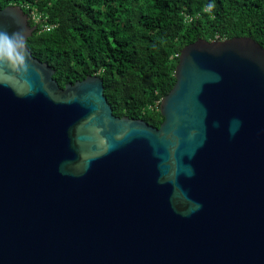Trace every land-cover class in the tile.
<instances>
[{"label":"water","instance_id":"95a60500","mask_svg":"<svg viewBox=\"0 0 264 264\" xmlns=\"http://www.w3.org/2000/svg\"><path fill=\"white\" fill-rule=\"evenodd\" d=\"M35 30L0 9V264H264V47L185 46L155 128L61 88Z\"/></svg>","mask_w":264,"mask_h":264},{"label":"trees","instance_id":"16d2710c","mask_svg":"<svg viewBox=\"0 0 264 264\" xmlns=\"http://www.w3.org/2000/svg\"><path fill=\"white\" fill-rule=\"evenodd\" d=\"M33 2L0 0V9L18 5L29 15L24 5ZM38 7L55 27L37 28L27 46L59 86L97 75L116 117L155 128L176 82L174 56L185 46L251 37L264 47V0H44Z\"/></svg>","mask_w":264,"mask_h":264},{"label":"built area","instance_id":"2783aa9c","mask_svg":"<svg viewBox=\"0 0 264 264\" xmlns=\"http://www.w3.org/2000/svg\"><path fill=\"white\" fill-rule=\"evenodd\" d=\"M40 1H44V0H35V2L31 4L27 3L24 5V8L29 14L28 15L29 20H32V22L35 24L36 29L39 28L40 32H49L55 27V25L48 24L47 17H45L42 13H40L39 7H38V2ZM179 55L180 54H176L174 57L179 58Z\"/></svg>","mask_w":264,"mask_h":264},{"label":"clouds","instance_id":"9594fccd","mask_svg":"<svg viewBox=\"0 0 264 264\" xmlns=\"http://www.w3.org/2000/svg\"><path fill=\"white\" fill-rule=\"evenodd\" d=\"M18 34H20V33H13V34L9 35L6 32H0V35L3 36L4 48L6 49V53H7L8 58L11 59V60L19 59L20 62L22 63L23 60H24V57L18 56V54L15 52L12 40L10 38L11 36H16ZM22 39L25 42V38H24L23 35H22Z\"/></svg>","mask_w":264,"mask_h":264}]
</instances>
